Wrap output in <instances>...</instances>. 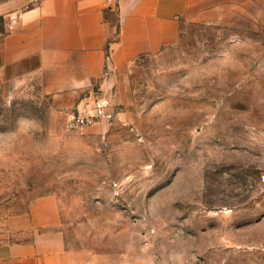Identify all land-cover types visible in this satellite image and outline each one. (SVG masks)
Instances as JSON below:
<instances>
[{
    "label": "rangeland",
    "instance_id": "374dc122",
    "mask_svg": "<svg viewBox=\"0 0 264 264\" xmlns=\"http://www.w3.org/2000/svg\"><path fill=\"white\" fill-rule=\"evenodd\" d=\"M129 82L75 127L38 76L0 72V218L55 194L73 264H264V0L182 22Z\"/></svg>",
    "mask_w": 264,
    "mask_h": 264
},
{
    "label": "crops",
    "instance_id": "0c3cea01",
    "mask_svg": "<svg viewBox=\"0 0 264 264\" xmlns=\"http://www.w3.org/2000/svg\"><path fill=\"white\" fill-rule=\"evenodd\" d=\"M245 2L116 0L110 6L104 0H0L6 27L0 72L38 76L56 103L65 98L67 108L83 110L85 90L109 97L128 93L131 62L177 41L182 22L219 20ZM61 222L55 194L0 218V264H73L74 253L56 232Z\"/></svg>",
    "mask_w": 264,
    "mask_h": 264
},
{
    "label": "built area",
    "instance_id": "2783aa9c",
    "mask_svg": "<svg viewBox=\"0 0 264 264\" xmlns=\"http://www.w3.org/2000/svg\"><path fill=\"white\" fill-rule=\"evenodd\" d=\"M104 1L110 6L116 2V0ZM115 116L116 111L112 98L107 95H98L83 110L78 109L73 113L71 125L75 127L91 126L103 120L111 121Z\"/></svg>",
    "mask_w": 264,
    "mask_h": 264
}]
</instances>
